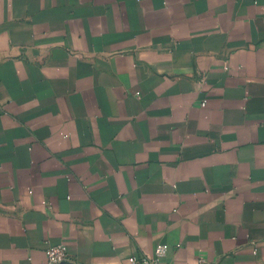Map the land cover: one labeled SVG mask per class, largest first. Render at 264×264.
I'll return each instance as SVG.
<instances>
[{"label":"crops","instance_id":"1","mask_svg":"<svg viewBox=\"0 0 264 264\" xmlns=\"http://www.w3.org/2000/svg\"><path fill=\"white\" fill-rule=\"evenodd\" d=\"M60 242L264 264V0H0V264Z\"/></svg>","mask_w":264,"mask_h":264},{"label":"built area","instance_id":"2","mask_svg":"<svg viewBox=\"0 0 264 264\" xmlns=\"http://www.w3.org/2000/svg\"><path fill=\"white\" fill-rule=\"evenodd\" d=\"M205 103L206 99H203L200 104ZM169 248L166 243H158L152 254H132L127 257L126 264H167ZM44 254L45 261L41 264H70L72 261L63 242L48 245Z\"/></svg>","mask_w":264,"mask_h":264}]
</instances>
